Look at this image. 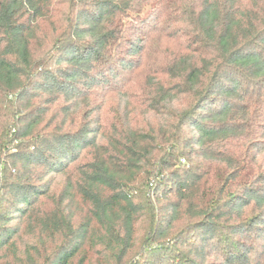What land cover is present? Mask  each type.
Segmentation results:
<instances>
[{
  "label": "trees",
  "instance_id": "obj_1",
  "mask_svg": "<svg viewBox=\"0 0 264 264\" xmlns=\"http://www.w3.org/2000/svg\"><path fill=\"white\" fill-rule=\"evenodd\" d=\"M0 264H264V0H0Z\"/></svg>",
  "mask_w": 264,
  "mask_h": 264
},
{
  "label": "rangeland",
  "instance_id": "obj_2",
  "mask_svg": "<svg viewBox=\"0 0 264 264\" xmlns=\"http://www.w3.org/2000/svg\"><path fill=\"white\" fill-rule=\"evenodd\" d=\"M164 42H165V44H166V45H169V44H171V43H172L171 41H169V42H167V41H164ZM164 42H163V41H161V42H160V44H164ZM143 75H144V74H140V75H138V76H137V78H143ZM61 179H62V178H59V180H61Z\"/></svg>",
  "mask_w": 264,
  "mask_h": 264
}]
</instances>
